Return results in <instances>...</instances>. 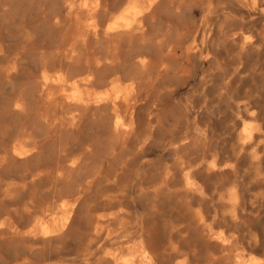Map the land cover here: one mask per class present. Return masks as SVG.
Wrapping results in <instances>:
<instances>
[{
    "label": "bare ground",
    "instance_id": "obj_1",
    "mask_svg": "<svg viewBox=\"0 0 264 264\" xmlns=\"http://www.w3.org/2000/svg\"><path fill=\"white\" fill-rule=\"evenodd\" d=\"M21 2L22 12L20 0L17 8L0 4V180L13 177L12 187H0V264H264V248L244 260L242 251L257 249L259 240L241 242L237 186L229 191L233 208L215 226L193 200L200 189L206 193L194 170L222 177L231 161L211 152L197 157L192 141L179 139L172 162L132 186L141 165L132 160L158 135L165 145L180 135L163 98L180 80L195 79L199 60L204 96L212 52L238 39L227 31L233 16L220 15L209 27L207 0ZM250 44L246 37L236 49ZM204 101L190 104L194 117L206 111ZM243 107L255 117L249 103ZM34 112L40 117L24 128ZM249 126L239 134L241 152L264 135ZM35 132L49 134L48 151L39 149ZM178 148L187 151L178 155ZM250 151L259 158V145Z\"/></svg>",
    "mask_w": 264,
    "mask_h": 264
},
{
    "label": "rangeland",
    "instance_id": "obj_2",
    "mask_svg": "<svg viewBox=\"0 0 264 264\" xmlns=\"http://www.w3.org/2000/svg\"><path fill=\"white\" fill-rule=\"evenodd\" d=\"M10 1L14 4V7L17 8L19 0ZM251 1L252 0H207L208 13L206 15V20L209 27H213L221 18L220 15L222 16L223 14H231L233 16L234 21H231V23L234 22L235 25L234 23H229L227 28L233 27L232 25L236 28L237 22L239 25L241 24V26L237 25L239 29L236 28L235 31H233L235 29L234 27L228 28L227 30L235 39L238 38L234 42L236 44L227 43L225 51H223L224 54L219 51L218 54L215 50L212 52V74L211 77H209L211 79H209V85L204 96L199 93L200 89L197 80L201 73V61L199 60L197 62L195 79L187 78L186 80H180L174 87L175 91L169 95H165L163 98V112L168 115L172 114L178 120L177 127L180 131L178 138H174L171 142L168 141L165 145V143H162L163 135L160 134L156 142L150 145L144 157L132 160V164L136 163V161L141 164L139 172L135 173L133 176V188L136 187L138 179L143 174L147 173V176H150L155 173L156 169L162 167L165 163L172 162L174 152L171 150V147L176 145L179 139L192 141V150L197 157L201 155L209 156L212 153L216 154L225 162L227 161L229 163V161H231L233 167L221 172L222 177L220 173L207 176L203 173L204 171L201 168L194 170L192 175L195 181L199 186L202 185L205 188L206 193H201L200 189L197 191L196 195L193 196V200L196 206L203 207L210 213V223L215 226L219 223L221 213L229 212L233 208L232 202L228 199L230 194L229 191L237 186L236 189L240 197L236 207L237 210H239V214H241L240 230L237 229V232L241 234L242 243L249 237L256 236L260 245H258L257 249L242 251L245 262H248L251 256H261V250L264 248V135L258 138L259 140L257 139L252 145V147L259 145V152L261 153L258 154L259 158L254 159L252 157L250 151L252 147H248V149L242 152L239 148V143L241 142L239 134L243 126L248 127L250 125L252 128H255V130L258 128L264 132V44L259 41L260 33L262 31L264 32V0H256V4H253ZM1 2H3V0H0V4ZM17 9L19 12H22L24 9L21 0ZM1 15L2 13L0 11V17ZM31 17L32 16H29L27 18V22L32 26H36V23L33 22ZM195 19L197 22L200 19L198 12H195ZM237 20H240L241 23ZM231 29H233V33ZM239 36L241 37L239 38ZM246 37L250 39L251 44L245 48L241 47V52H239L236 49V45L240 42L242 43V40ZM239 39H241V41ZM193 52H196V49ZM218 57H222V59H219L217 63ZM220 60H223V66ZM219 93L220 96L218 95ZM3 97L4 95L0 91V100H2ZM203 100H205L204 102L206 104L205 115H197V117H194L190 104H202ZM245 103H249V105L252 106L251 108L252 110L254 109L255 117L246 116V111L243 107ZM243 115L246 119H244L245 117ZM186 116L190 118V123L188 125H186L183 119ZM39 117L40 113L34 112L30 118L25 120L24 128L28 129ZM168 117L170 118V116ZM251 123L253 124L251 125ZM203 124H205V127L202 126ZM254 124L257 125L253 126ZM35 135L37 136L39 149L43 152H45V150L48 151L52 144L49 134L35 132ZM185 150L178 148V155ZM230 158L233 159V161ZM0 181L4 184L0 182L1 189L5 190L12 187L13 177L2 176ZM222 193L225 194L224 199L221 198V195H223ZM159 208L164 209V206L160 204ZM135 210L138 211V209ZM113 241H120V238H115ZM226 241L232 243L235 247L238 246L237 239L227 237Z\"/></svg>",
    "mask_w": 264,
    "mask_h": 264
}]
</instances>
